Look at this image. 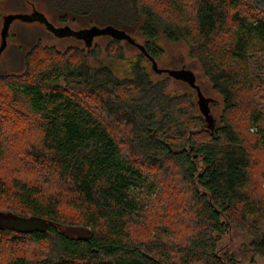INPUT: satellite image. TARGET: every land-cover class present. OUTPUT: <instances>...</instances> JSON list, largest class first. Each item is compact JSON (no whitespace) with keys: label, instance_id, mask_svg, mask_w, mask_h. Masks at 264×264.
Masks as SVG:
<instances>
[{"label":"trees","instance_id":"1","mask_svg":"<svg viewBox=\"0 0 264 264\" xmlns=\"http://www.w3.org/2000/svg\"><path fill=\"white\" fill-rule=\"evenodd\" d=\"M132 3L138 28L107 25L139 30L155 59L164 54L161 33L184 42L220 97L209 105L222 107L214 127L196 90L167 92L169 78L153 79L141 50L119 76L109 65L90 64L98 46L49 48L47 59L34 62L36 44L24 74L0 78L10 110L0 102V138L13 121L30 123L40 140L26 154L59 190L46 195L21 177H0V197L19 207L6 212L50 222L45 231L0 228V251H10L0 264H237L219 249L232 227L248 233L253 253L264 258V194L252 185L253 153L264 150V0ZM176 177L190 195L180 222L190 233L179 238L164 222L148 238L135 237L136 227L151 222L162 181L173 185ZM64 207L78 218H66ZM58 224L89 229V238L69 236Z\"/></svg>","mask_w":264,"mask_h":264},{"label":"rangeland","instance_id":"2","mask_svg":"<svg viewBox=\"0 0 264 264\" xmlns=\"http://www.w3.org/2000/svg\"><path fill=\"white\" fill-rule=\"evenodd\" d=\"M152 1L154 2L155 0ZM133 8L132 0H0V48L2 46V29L5 16L10 14L32 16L35 13L36 16L43 15L47 19L46 22L48 21L50 25L57 28H66L67 26L73 31L70 34L67 32L54 33L48 29L46 22L39 19L24 20L14 18L8 28L7 45L0 55V78L24 74L27 67L25 57L28 51L36 44H40V48L33 57L34 62L47 59L46 49L49 50V48L59 52L71 49L88 50L90 48V52H92L98 46L101 53L98 57H89L90 64L94 67L109 65L117 75H126L128 63L140 53L138 47L124 39L116 44L108 34H95L92 43L88 46L86 41L79 35V32L93 26L103 28L112 21L115 23L120 22L119 25H128L136 29L138 28V23ZM87 9H93L92 13L83 14L82 12ZM114 13L117 15L114 16ZM63 18L64 20H62ZM114 27L124 30L139 43H144L146 40L139 30L129 32V30L127 31L117 26ZM157 42L164 49V54L156 59L160 68L167 70L186 68L191 70L196 75V82L201 87L203 94L207 98L220 101L219 95L213 90L198 61L190 57L184 42L171 41L162 33L159 35ZM121 50L123 51V58L119 57ZM144 62L153 79L169 78L167 92L180 94L194 90L185 80L170 77L166 72L158 73L154 71L152 63L148 59H145ZM261 68L264 69V65ZM6 92L5 87H0V102L5 106L6 110H9L7 105L9 97L6 96ZM261 100L262 102H260L263 104L264 96ZM219 104L218 106H210L211 113L215 117L221 112L222 107ZM1 113L3 112L0 111ZM17 120L2 129L0 141L3 143L5 154L0 158V177L8 182L12 178L21 177L41 186L46 195L57 194V190H59L56 186L57 180L51 178L49 174L47 175L46 168H42L39 164L33 162V159L26 154L30 144H39L40 135L33 130L32 126L29 127L30 123L21 119ZM253 156L255 165L253 167L252 185L257 186L260 193L264 194V175L262 172L264 170V150L254 151ZM178 178H175L176 182L173 185L162 181V189L159 190L158 195H154L152 198L151 211L148 214L151 222L145 226L136 227L134 229L135 237L139 239L148 238L164 222L178 233L179 238H184L187 233H190L191 227L180 224L183 221L182 219H185V213L189 211L188 202L190 195L180 185H177L179 184ZM63 201H65V197H63ZM10 208L19 207L11 199L0 197V210L6 212ZM63 209L66 218L74 220L78 218V215L73 210L67 207ZM162 210H165V212H162ZM61 230L71 236H76L77 234L86 235L83 230H78L76 234L74 231L68 230L66 226H62ZM30 248L37 250L41 249L42 246L33 245ZM7 249L9 250V246L1 248V259L10 254ZM219 249L221 253L228 252L233 254L237 264H264V258L256 256L251 249L249 234L239 228L232 227L222 237Z\"/></svg>","mask_w":264,"mask_h":264},{"label":"water","instance_id":"3","mask_svg":"<svg viewBox=\"0 0 264 264\" xmlns=\"http://www.w3.org/2000/svg\"><path fill=\"white\" fill-rule=\"evenodd\" d=\"M14 18H20V19H24V20H31V19L36 18V19H39L40 21H43V22H46V20H47L43 15L36 16L35 13H33L32 16L23 15V14L6 15L5 21H4V26L2 29V46L0 48V55L3 51V49L7 45L6 36L8 34V28L10 26L11 21ZM46 25L48 26V29H50L54 33H65V32H67L70 34L73 32L70 27L66 26V28H57V27H54L53 25H50L48 23V21L46 22ZM95 34H108L112 38H115L118 40H123V39L127 40L130 44L138 47L139 50H141L143 52V54L147 56V58L152 63V69L154 71H156L158 73L166 72L176 79H181V80L187 81L189 83V85L192 88H194L197 92L199 108L201 110V113L206 118L208 127H210V128L214 127L215 120L213 118V115L211 113V109L209 106L211 98H207L203 94L201 87L196 82V75L191 70H188L186 68H181L179 70H167V69L160 68L156 62V59L146 51L145 47L141 43L137 42L134 37L129 35L124 30L115 28L114 26L108 25V26H105L103 28L93 26L91 28H88V29H85V30H82L79 32V35L82 37V39H84L86 41L88 46L92 43L93 37ZM48 224H50V222L48 220H45V219H42V218L36 217V216L23 217V216H19L15 213H12V212H3V211L0 212V228H2V229H12V230L20 231V232L45 231L47 229ZM58 227L61 229L62 226L58 224ZM66 227L68 228V230H72L76 234H77L78 230H83L84 232H86V235L77 234L76 236L83 237L86 239L89 238L87 236V235H90L89 229L79 228V227H69V226H66ZM69 236H71V235H69ZM72 236H75V235H72Z\"/></svg>","mask_w":264,"mask_h":264}]
</instances>
